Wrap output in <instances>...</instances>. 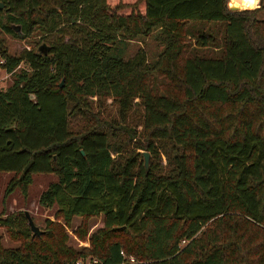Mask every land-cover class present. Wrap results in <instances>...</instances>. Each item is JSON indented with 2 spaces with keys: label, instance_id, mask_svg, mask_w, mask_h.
Masks as SVG:
<instances>
[{
  "label": "trees",
  "instance_id": "1",
  "mask_svg": "<svg viewBox=\"0 0 264 264\" xmlns=\"http://www.w3.org/2000/svg\"><path fill=\"white\" fill-rule=\"evenodd\" d=\"M114 1L0 0V33L50 39L44 56H11L0 39L12 77L0 89L3 201L26 197L34 174L56 177L37 199L55 218L39 236L23 213L0 212L19 243L0 235V264H119V251L136 264H264V0L240 11L227 0ZM153 31L156 61L144 49L125 56ZM105 99L117 120L102 118ZM75 115L86 127L73 133ZM94 217L89 249L70 246L72 219Z\"/></svg>",
  "mask_w": 264,
  "mask_h": 264
},
{
  "label": "rangeland",
  "instance_id": "2",
  "mask_svg": "<svg viewBox=\"0 0 264 264\" xmlns=\"http://www.w3.org/2000/svg\"><path fill=\"white\" fill-rule=\"evenodd\" d=\"M115 0L114 2H116ZM121 2V0H119ZM117 1V2H119ZM126 2L125 0H123ZM116 2V3H117ZM130 2V1H128ZM237 7L238 10H251L256 8L255 0H227L226 5H232ZM257 17L259 19L264 18V13L260 12ZM203 30H209L207 25L201 26ZM219 29V28H218ZM210 30L217 31L215 26H211ZM214 31V32H215ZM17 34V32H15ZM18 33H20V30H18ZM17 36V37H16ZM15 37H11L7 34L0 33V39L4 41V45L7 50V54L11 56H16L20 54L23 50H30L33 49L34 51L41 45V43H48L50 39H44L40 40L39 37H35L34 35H31L30 37L23 39L18 34ZM220 36V35H219ZM189 35L187 34V37H185V40H188ZM190 43H192V38H190ZM184 40V39H183ZM163 41L161 37H159L157 31H153L151 34L137 38V40L129 41L127 43V47L125 50V56H132L136 50L138 49H144L148 56V62L151 64L154 61H156L158 55L163 50ZM12 77L6 73H4L0 69V89H5L10 83H11ZM61 85L63 84V81H60ZM263 82H264V71H263ZM60 84V83H59ZM94 101V98L93 100ZM102 109V118L106 120H117V107L114 103H111L110 100L105 99ZM93 112H96L97 109L92 108ZM139 111L137 110V115ZM262 116L264 117V111L262 113ZM86 127L85 119L81 118L79 115H75L74 118L70 119L69 123V129L71 132L76 133L78 130L84 129ZM139 130V127L137 128ZM134 139L128 143L127 141H123V148L125 150L130 151L134 148L132 145L134 143ZM11 173L9 174H0V212L2 211L4 214H12V213H23L24 211L28 213L32 223L34 226H36L39 231H44L45 229V221L49 220L50 222H54L55 218L53 217L54 209H44L41 208L38 203L37 199L39 194L47 187V185L50 182L55 181L56 177L52 174H34L32 175V181L31 184L27 187V193L26 197L22 196L20 193V190L17 189L11 194L7 195L4 198V189L8 182V180L11 178ZM58 223L62 224L60 220H56ZM81 222L85 223V227L81 226ZM27 226V225H26ZM83 228L85 230V236L84 239L77 237L75 234H73L74 230L77 229V231H80V228ZM102 227L101 217H94L87 219L85 221H82L79 218H73L72 222L70 224V228L66 229V233L69 237V245L76 249H89V243H88V237L91 236L94 232L99 230ZM28 228V227H27ZM30 232V231H29ZM30 234H32L30 232ZM0 235L2 236V245L7 248H15L18 246V242H13L8 239L7 235L5 234V231L0 228ZM186 244V242L182 241L180 243V246L183 247Z\"/></svg>",
  "mask_w": 264,
  "mask_h": 264
},
{
  "label": "water",
  "instance_id": "3",
  "mask_svg": "<svg viewBox=\"0 0 264 264\" xmlns=\"http://www.w3.org/2000/svg\"><path fill=\"white\" fill-rule=\"evenodd\" d=\"M0 9H2V4L0 3ZM228 9L231 11H237L238 8L233 6V5H229ZM12 29L17 32V34L19 36H21V33H18L19 27L14 26L12 27ZM49 51V46L46 43H41V45L34 51V53L38 56H44L47 54V52ZM59 86H61V82L59 84ZM80 153L83 155L82 151H80ZM147 161H148V154L147 153H143V163H144V167H147ZM23 216L26 220V225L29 229V231L32 233L33 236H39V234L41 233V231H39V229L33 225L29 215L27 212H23Z\"/></svg>",
  "mask_w": 264,
  "mask_h": 264
},
{
  "label": "built area",
  "instance_id": "4",
  "mask_svg": "<svg viewBox=\"0 0 264 264\" xmlns=\"http://www.w3.org/2000/svg\"><path fill=\"white\" fill-rule=\"evenodd\" d=\"M119 256L121 258V262L119 264H136L137 261L133 256L126 255L123 251H119ZM75 264H103L97 259H85L82 261H77Z\"/></svg>",
  "mask_w": 264,
  "mask_h": 264
},
{
  "label": "clouds",
  "instance_id": "5",
  "mask_svg": "<svg viewBox=\"0 0 264 264\" xmlns=\"http://www.w3.org/2000/svg\"><path fill=\"white\" fill-rule=\"evenodd\" d=\"M256 6H259V0H255Z\"/></svg>",
  "mask_w": 264,
  "mask_h": 264
},
{
  "label": "bare ground",
  "instance_id": "6",
  "mask_svg": "<svg viewBox=\"0 0 264 264\" xmlns=\"http://www.w3.org/2000/svg\"><path fill=\"white\" fill-rule=\"evenodd\" d=\"M233 5V4H232Z\"/></svg>",
  "mask_w": 264,
  "mask_h": 264
}]
</instances>
